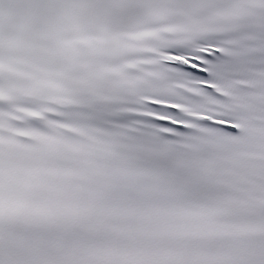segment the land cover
I'll return each mask as SVG.
<instances>
[{
	"label": "snow or ice",
	"instance_id": "1",
	"mask_svg": "<svg viewBox=\"0 0 264 264\" xmlns=\"http://www.w3.org/2000/svg\"><path fill=\"white\" fill-rule=\"evenodd\" d=\"M0 264H264V0H0Z\"/></svg>",
	"mask_w": 264,
	"mask_h": 264
}]
</instances>
